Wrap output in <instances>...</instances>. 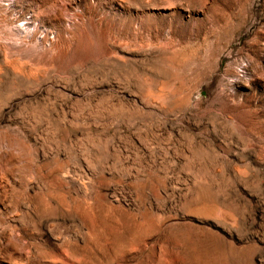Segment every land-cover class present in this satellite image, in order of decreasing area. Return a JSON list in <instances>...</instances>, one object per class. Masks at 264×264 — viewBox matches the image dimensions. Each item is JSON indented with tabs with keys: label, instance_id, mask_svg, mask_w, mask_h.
I'll return each mask as SVG.
<instances>
[{
	"label": "rangeland",
	"instance_id": "rangeland-1",
	"mask_svg": "<svg viewBox=\"0 0 264 264\" xmlns=\"http://www.w3.org/2000/svg\"><path fill=\"white\" fill-rule=\"evenodd\" d=\"M0 264H264V0H0Z\"/></svg>",
	"mask_w": 264,
	"mask_h": 264
},
{
	"label": "bare ground",
	"instance_id": "bare-ground-1",
	"mask_svg": "<svg viewBox=\"0 0 264 264\" xmlns=\"http://www.w3.org/2000/svg\"><path fill=\"white\" fill-rule=\"evenodd\" d=\"M15 30V29H14ZM18 30H20V29H18ZM29 31V30H28ZM19 32V31H18ZM21 32V31H20ZM24 32V31H23ZM11 35V34H10ZM24 42H26V41H24ZM15 72H16V70H15ZM20 73V72H19ZM28 77V76H27ZM36 77V76H35ZM29 78V77H28Z\"/></svg>",
	"mask_w": 264,
	"mask_h": 264
}]
</instances>
